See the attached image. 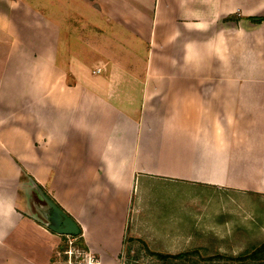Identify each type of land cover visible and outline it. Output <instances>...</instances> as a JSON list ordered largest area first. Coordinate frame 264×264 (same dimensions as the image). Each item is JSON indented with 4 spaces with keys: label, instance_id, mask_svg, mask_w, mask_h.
Instances as JSON below:
<instances>
[{
    "label": "crops",
    "instance_id": "obj_1",
    "mask_svg": "<svg viewBox=\"0 0 264 264\" xmlns=\"http://www.w3.org/2000/svg\"><path fill=\"white\" fill-rule=\"evenodd\" d=\"M49 4L0 0V264H49L38 189L99 264L141 178L264 195V0Z\"/></svg>",
    "mask_w": 264,
    "mask_h": 264
},
{
    "label": "rangeland",
    "instance_id": "obj_2",
    "mask_svg": "<svg viewBox=\"0 0 264 264\" xmlns=\"http://www.w3.org/2000/svg\"><path fill=\"white\" fill-rule=\"evenodd\" d=\"M29 1L45 3V17L62 14L51 9V0ZM76 9L72 4L65 13L71 16ZM83 13L75 17L86 27L91 18ZM131 212L137 219L123 254L126 264H264V250L254 258L249 255L264 244V195L141 178ZM60 241L53 234L44 242L49 264L57 260ZM180 254L183 258L176 260Z\"/></svg>",
    "mask_w": 264,
    "mask_h": 264
},
{
    "label": "built area",
    "instance_id": "obj_3",
    "mask_svg": "<svg viewBox=\"0 0 264 264\" xmlns=\"http://www.w3.org/2000/svg\"><path fill=\"white\" fill-rule=\"evenodd\" d=\"M100 71L97 69L95 73ZM58 237L61 241L57 250L58 257L54 264H99L96 255L84 245L82 236L58 235Z\"/></svg>",
    "mask_w": 264,
    "mask_h": 264
},
{
    "label": "water",
    "instance_id": "obj_4",
    "mask_svg": "<svg viewBox=\"0 0 264 264\" xmlns=\"http://www.w3.org/2000/svg\"><path fill=\"white\" fill-rule=\"evenodd\" d=\"M38 191L46 205L43 217L47 227L58 235H79L80 230L75 221L65 214L42 190L38 189Z\"/></svg>",
    "mask_w": 264,
    "mask_h": 264
},
{
    "label": "trees",
    "instance_id": "obj_5",
    "mask_svg": "<svg viewBox=\"0 0 264 264\" xmlns=\"http://www.w3.org/2000/svg\"><path fill=\"white\" fill-rule=\"evenodd\" d=\"M251 21L256 22V23H261L262 21H264V18H251ZM81 236H82V231L80 230L79 237H81ZM263 250H264V244H258L255 246V248L253 247V250H252L253 252L250 253L249 255L252 258H254L255 256H258L260 254V252H262ZM183 256L184 255L180 254V255L175 256L174 258L176 260H178V259L180 260L183 258ZM165 257H167V256H165ZM168 258H171V257H168ZM205 260H207V259H205ZM235 260H237V259H235Z\"/></svg>",
    "mask_w": 264,
    "mask_h": 264
}]
</instances>
